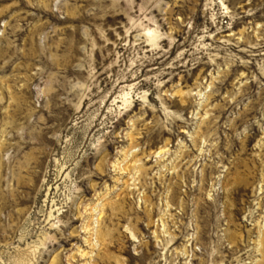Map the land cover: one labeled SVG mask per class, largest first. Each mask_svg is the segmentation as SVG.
I'll return each instance as SVG.
<instances>
[{"label": "rangeland", "instance_id": "rangeland-1", "mask_svg": "<svg viewBox=\"0 0 264 264\" xmlns=\"http://www.w3.org/2000/svg\"><path fill=\"white\" fill-rule=\"evenodd\" d=\"M0 264H264V0H0Z\"/></svg>", "mask_w": 264, "mask_h": 264}]
</instances>
